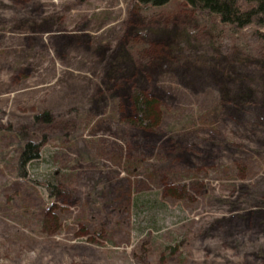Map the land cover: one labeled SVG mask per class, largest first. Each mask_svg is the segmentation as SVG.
I'll return each mask as SVG.
<instances>
[{"label": "rangeland", "instance_id": "374dc122", "mask_svg": "<svg viewBox=\"0 0 264 264\" xmlns=\"http://www.w3.org/2000/svg\"><path fill=\"white\" fill-rule=\"evenodd\" d=\"M0 264H264V31L0 0Z\"/></svg>", "mask_w": 264, "mask_h": 264}, {"label": "trees", "instance_id": "16d2710c", "mask_svg": "<svg viewBox=\"0 0 264 264\" xmlns=\"http://www.w3.org/2000/svg\"><path fill=\"white\" fill-rule=\"evenodd\" d=\"M141 5H151L159 8L168 5L172 0H137ZM192 9L199 13H208L220 17L224 24L235 26L238 29L255 27L264 31V0H184ZM144 82V80H143ZM135 112L138 122L143 124L145 119L152 118L151 103L146 101L143 95L134 99ZM44 119L50 122L48 113L37 120ZM149 122V120H148ZM149 125V124H148ZM23 142V151L19 158L18 176L26 178L27 166L40 159V152L44 144L25 133L20 135ZM52 194V192H51ZM53 196V195H52Z\"/></svg>", "mask_w": 264, "mask_h": 264}, {"label": "bare ground", "instance_id": "6f19581e", "mask_svg": "<svg viewBox=\"0 0 264 264\" xmlns=\"http://www.w3.org/2000/svg\"><path fill=\"white\" fill-rule=\"evenodd\" d=\"M64 183V182H63Z\"/></svg>", "mask_w": 264, "mask_h": 264}]
</instances>
